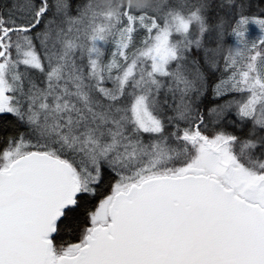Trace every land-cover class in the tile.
<instances>
[{
	"label": "snow or ice",
	"instance_id": "1",
	"mask_svg": "<svg viewBox=\"0 0 264 264\" xmlns=\"http://www.w3.org/2000/svg\"><path fill=\"white\" fill-rule=\"evenodd\" d=\"M0 144V264H264V0H0Z\"/></svg>",
	"mask_w": 264,
	"mask_h": 264
},
{
	"label": "rangeland",
	"instance_id": "2",
	"mask_svg": "<svg viewBox=\"0 0 264 264\" xmlns=\"http://www.w3.org/2000/svg\"><path fill=\"white\" fill-rule=\"evenodd\" d=\"M252 34H253V35L256 34V29H255V28L252 29Z\"/></svg>",
	"mask_w": 264,
	"mask_h": 264
},
{
	"label": "trees",
	"instance_id": "3",
	"mask_svg": "<svg viewBox=\"0 0 264 264\" xmlns=\"http://www.w3.org/2000/svg\"><path fill=\"white\" fill-rule=\"evenodd\" d=\"M3 2H4V3H8V0H3ZM2 147H3V145L0 144V148H2Z\"/></svg>",
	"mask_w": 264,
	"mask_h": 264
}]
</instances>
